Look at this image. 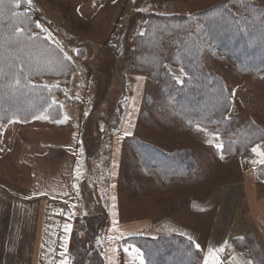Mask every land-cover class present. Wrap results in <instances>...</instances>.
<instances>
[{"label": "rangeland", "instance_id": "rangeland-1", "mask_svg": "<svg viewBox=\"0 0 264 264\" xmlns=\"http://www.w3.org/2000/svg\"><path fill=\"white\" fill-rule=\"evenodd\" d=\"M11 1L15 10L31 16L27 22H16L20 29L32 25L31 30L23 29V34L37 30L46 38L37 37L34 43L13 48L23 49L26 77L33 85H43L37 88L41 92L51 91L59 109L52 116L37 114L30 120L12 118L0 122V203L28 201L36 195L48 205L49 193L73 199L77 211L68 215L73 219L71 231L70 235L61 237L59 253L60 264H70L74 229L79 223L86 222L88 227L90 219L93 244L99 250L102 229L107 222L103 199L106 155L112 137H125L122 126L126 113L140 105L136 133L125 139L123 154L127 159L124 157L122 172L125 178L142 174L138 168H142L139 155L129 139L162 146L159 141L162 135L180 137L183 134L174 124L183 125V119L160 91L163 82L134 65L138 37L150 26V16H194L226 0H19V3L3 0L0 15L8 12L7 4ZM250 1L264 7V0ZM194 23L193 36L198 37L202 21L196 18ZM7 24L17 28L12 20ZM161 44L164 54L161 67L175 81L183 82L186 70L174 60L176 45L172 38L164 39ZM200 61L207 72L223 79L230 92L225 112L231 120L226 125L229 127L227 138L233 139L229 151L236 161L240 153L235 144L234 120L243 126L251 117L249 109L240 101L255 103L252 120L258 126L259 121L264 123L262 109L256 107L259 101L264 102V73H244L230 59L218 57L208 49L202 52ZM138 77L143 79L142 83L136 80ZM235 86L240 88L235 100L237 105ZM213 93L209 91L201 101L206 110L212 107L208 105L213 102ZM197 128L205 127L198 125ZM205 129L222 142L226 138L225 133L220 134L214 127ZM257 145L252 150L261 151V145ZM201 168L199 164L198 170ZM222 173L216 175L219 180L226 179ZM230 177L235 179L238 175L233 171ZM125 178L120 190L122 201L127 203L131 199L129 195L134 198L144 191L141 177L136 178L138 186L131 192ZM206 180V177L199 179L201 185ZM52 186L56 191L50 192Z\"/></svg>", "mask_w": 264, "mask_h": 264}, {"label": "crops", "instance_id": "crops-1", "mask_svg": "<svg viewBox=\"0 0 264 264\" xmlns=\"http://www.w3.org/2000/svg\"><path fill=\"white\" fill-rule=\"evenodd\" d=\"M141 79L136 78L139 83ZM233 89L235 101L240 88ZM259 103L256 107L264 115V102ZM240 104L249 109L253 121L255 103L250 100ZM139 107L126 113L122 130L128 135L124 139L112 137L106 155L103 199L107 222L98 245L103 263L145 264L143 255L122 241L141 235L150 238L180 235L201 251L199 264H253L235 243L237 238L250 234L264 256V147L261 145V151L253 150V154H238L235 161V156L232 160L230 153L223 151L222 140L210 131L174 123L183 134L162 135L159 138L162 146L157 147L164 151H188L193 159L192 172L187 177L164 182L138 166L142 174L125 178L123 149L127 136L136 133ZM258 123L264 131V123ZM221 171L224 180L216 176ZM233 171L238 175L235 179L230 177ZM139 177L143 181V195L135 194L134 198L129 195L131 199L125 203L121 181L127 180L131 192L138 186L135 183ZM205 177L206 183L201 185L199 179ZM49 190L56 191L53 186ZM49 194L48 205L36 195L28 201L0 203V264H60L61 237L70 235L73 219L68 215L77 210L69 196L63 199Z\"/></svg>", "mask_w": 264, "mask_h": 264}, {"label": "trees", "instance_id": "trees-1", "mask_svg": "<svg viewBox=\"0 0 264 264\" xmlns=\"http://www.w3.org/2000/svg\"><path fill=\"white\" fill-rule=\"evenodd\" d=\"M12 3L8 2V12L0 15V122L12 118L30 120L37 114L52 116L59 107L53 102L51 91L41 92L37 88H43V85H33L28 80L27 64L22 59L24 51L13 48L23 43H34L37 37L46 38L37 30L23 34V29L31 30V24L17 31L20 28L16 22H27L31 16L15 10ZM196 18L202 21L198 37L193 36ZM11 20L17 28L7 24ZM148 24L147 31L138 37L135 67L163 82L160 91L175 106L185 126L214 127L220 134L225 133L223 150L230 153L233 139L227 138L229 127L226 125L231 120L225 113L230 92L222 78L205 70L200 56L208 49L218 57L230 59L244 73H264V7L254 5L250 0H226L194 16H150ZM170 37L176 45L174 60L186 70L181 83L161 67L164 58L161 43ZM209 91L214 92L213 102L208 105L212 107L206 110L203 108L205 103L201 101ZM234 124L235 144L240 154H253L255 145L264 146V131L253 121L248 120L239 126L235 118ZM129 141L139 155L143 170L161 181L187 177L194 169L188 151H164L152 143L138 139ZM81 224L74 229L70 264H104L103 255L93 244L90 219L87 220L88 227L86 222ZM122 241L134 246L143 255L145 264H199L201 257V251L180 235L156 238L129 236ZM235 243L238 249L247 253L253 264H264L263 252L253 236L248 234L237 238Z\"/></svg>", "mask_w": 264, "mask_h": 264}, {"label": "snow or ice", "instance_id": "snow-or-ice-1", "mask_svg": "<svg viewBox=\"0 0 264 264\" xmlns=\"http://www.w3.org/2000/svg\"><path fill=\"white\" fill-rule=\"evenodd\" d=\"M28 2H30V0H28ZM0 3H3V0H0ZM17 3H19V0H17ZM22 29H17V31H21ZM125 135H128V133H125ZM63 264V262H62Z\"/></svg>", "mask_w": 264, "mask_h": 264}]
</instances>
